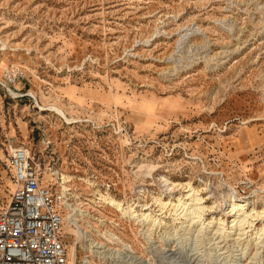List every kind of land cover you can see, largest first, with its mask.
<instances>
[{
	"label": "rangeland",
	"instance_id": "1",
	"mask_svg": "<svg viewBox=\"0 0 264 264\" xmlns=\"http://www.w3.org/2000/svg\"><path fill=\"white\" fill-rule=\"evenodd\" d=\"M12 141L56 191L66 177L69 212H88L83 229L122 251L93 255L67 224L70 264L73 252L75 264H214L199 257L214 225L197 242V225L171 226L159 202L182 192L166 179L200 190L217 207L208 219L232 221L229 189L264 210V0H0V206L14 189Z\"/></svg>",
	"mask_w": 264,
	"mask_h": 264
},
{
	"label": "bare ground",
	"instance_id": "2",
	"mask_svg": "<svg viewBox=\"0 0 264 264\" xmlns=\"http://www.w3.org/2000/svg\"><path fill=\"white\" fill-rule=\"evenodd\" d=\"M51 110L56 111L58 114L62 115L68 123L73 122L71 121L72 119L67 117L61 109L53 107ZM52 175L53 174H51V176ZM51 176L48 181L53 184L55 179H51ZM66 180V177H63L60 180L61 183H59L60 186H63L61 192H63L64 194H66L70 190L67 189V187H65L64 185L67 182ZM44 182L45 184H50L45 179ZM165 182L167 183L170 192L176 187H180V189L182 190L180 197L176 198V196H172L174 199H177L175 200V203H164L161 200L159 202L162 209L172 207L173 214L171 215L173 216V224H171V226H174V223H176L178 220H182L183 218H185L188 223L192 222L193 225L196 224L197 227L193 233H195L197 237L196 241L200 242L199 236L207 235V230L210 229H208L207 227L214 225L212 226L213 229L211 228L212 231L210 232L211 236L209 239L212 243V246L206 251L200 250V253L202 255L199 257L201 258V260H203L204 258L212 259L215 262L214 264H245V261L247 260H250L247 264H258L263 260V263L260 264H264V210L260 213L256 211V209H249V201L238 196L236 191L229 189L228 192L223 193V196L227 194L225 196V204L227 205V212L225 214L233 218L232 221L228 222L227 220H224L223 217H219V219L217 220V218H215L214 216H211V219L209 218V220L208 218H206V216L208 217L209 215H211V213H215L217 207H215L214 205H207L208 202L204 199V197H202V193L200 190L194 188L191 183L187 185H177L172 184V182L170 183L169 180L166 179ZM13 186L15 188V185ZM205 191L207 192V189ZM208 193H212V191H209L208 189ZM143 197H146L144 193ZM101 200L111 207L121 211L124 216L140 221L145 227L148 225L149 227L155 228L159 227L162 224V218H159V216L154 217L153 213H147L148 210L144 206L141 210H138L139 206L134 209L129 204L125 207L121 202L109 196L103 195L101 196ZM70 207L71 206H69L67 203L65 204V230L67 229V224L77 227L76 234L80 238L84 239L86 243L89 242L88 244L90 247L88 248L89 251L93 253V255H97L98 257L100 256L101 258H104V256L116 252L119 256L121 255L122 251H117L113 247L108 246L104 243H96V241L92 238V235H90L89 232H86L83 229L82 225L79 224V220L81 219L79 218V216L88 217L90 215L88 212L79 211L80 209L77 207L73 208L72 212H69V210L71 209ZM189 226L190 224L188 225V227ZM191 232L192 230L189 231V233ZM110 236L114 238L112 234H110ZM254 247L256 248V253L252 256V250L254 249ZM73 255L74 259L72 258V264H75L74 261L78 260L77 253L73 252ZM83 264L92 263L90 260L85 259Z\"/></svg>",
	"mask_w": 264,
	"mask_h": 264
},
{
	"label": "built area",
	"instance_id": "3",
	"mask_svg": "<svg viewBox=\"0 0 264 264\" xmlns=\"http://www.w3.org/2000/svg\"><path fill=\"white\" fill-rule=\"evenodd\" d=\"M9 166L15 188L0 206V264H69L64 225L71 193L45 184L43 167L27 144H9ZM241 185L243 193L253 186L249 179Z\"/></svg>",
	"mask_w": 264,
	"mask_h": 264
}]
</instances>
